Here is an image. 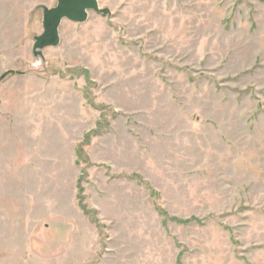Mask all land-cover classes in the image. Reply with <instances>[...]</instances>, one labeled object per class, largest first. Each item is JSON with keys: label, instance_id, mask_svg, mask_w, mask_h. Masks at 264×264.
<instances>
[{"label": "rangeland", "instance_id": "1", "mask_svg": "<svg viewBox=\"0 0 264 264\" xmlns=\"http://www.w3.org/2000/svg\"><path fill=\"white\" fill-rule=\"evenodd\" d=\"M0 0V264H264V0H99L33 52Z\"/></svg>", "mask_w": 264, "mask_h": 264}, {"label": "water", "instance_id": "2", "mask_svg": "<svg viewBox=\"0 0 264 264\" xmlns=\"http://www.w3.org/2000/svg\"><path fill=\"white\" fill-rule=\"evenodd\" d=\"M90 11L110 15L109 8L100 6L99 0H58L53 7L43 6V32L35 36L33 52L42 56L46 47L58 46L61 42L60 27L63 20L82 23L88 20Z\"/></svg>", "mask_w": 264, "mask_h": 264}, {"label": "crops", "instance_id": "3", "mask_svg": "<svg viewBox=\"0 0 264 264\" xmlns=\"http://www.w3.org/2000/svg\"><path fill=\"white\" fill-rule=\"evenodd\" d=\"M62 25V24H61Z\"/></svg>", "mask_w": 264, "mask_h": 264}]
</instances>
